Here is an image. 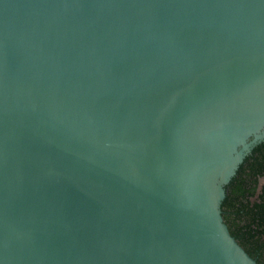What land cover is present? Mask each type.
I'll list each match as a JSON object with an SVG mask.
<instances>
[{"label":"water","instance_id":"95a60500","mask_svg":"<svg viewBox=\"0 0 264 264\" xmlns=\"http://www.w3.org/2000/svg\"><path fill=\"white\" fill-rule=\"evenodd\" d=\"M263 140L264 0H0V264H259Z\"/></svg>","mask_w":264,"mask_h":264},{"label":"trees","instance_id":"16d2710c","mask_svg":"<svg viewBox=\"0 0 264 264\" xmlns=\"http://www.w3.org/2000/svg\"><path fill=\"white\" fill-rule=\"evenodd\" d=\"M220 208L230 234L264 264V140L252 148L225 186Z\"/></svg>","mask_w":264,"mask_h":264}]
</instances>
